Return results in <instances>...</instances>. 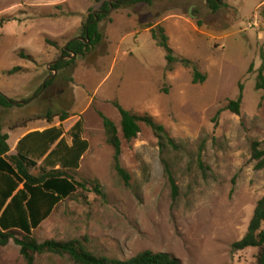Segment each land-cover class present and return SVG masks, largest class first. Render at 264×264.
Instances as JSON below:
<instances>
[{
	"label": "rangeland",
	"instance_id": "1",
	"mask_svg": "<svg viewBox=\"0 0 264 264\" xmlns=\"http://www.w3.org/2000/svg\"><path fill=\"white\" fill-rule=\"evenodd\" d=\"M216 1L217 12L208 0L123 5L100 24L103 43L58 73L52 65L82 38L101 4L0 0V92L15 102L11 109L0 107L10 155L17 136L52 126L62 125L71 144L68 131L79 119L90 145L80 169L69 172L88 189L63 201L34 231L39 243L77 239L93 254L121 261L152 251L181 264H258L260 249L235 252L232 246L246 235L264 197V170L252 159L253 144L264 147V91L256 88L264 67V0ZM256 20L258 26L249 28ZM160 28L177 59L172 71L151 32ZM194 68L204 82H194ZM241 86L237 115L227 106ZM115 103L152 117L175 146L163 148L144 123L128 143ZM63 114L70 118L61 123L56 116ZM102 116L119 130L130 180L115 170ZM97 182L103 195L94 191ZM0 264L28 263L12 240L0 246ZM34 264L75 263L43 254Z\"/></svg>",
	"mask_w": 264,
	"mask_h": 264
},
{
	"label": "trees",
	"instance_id": "2",
	"mask_svg": "<svg viewBox=\"0 0 264 264\" xmlns=\"http://www.w3.org/2000/svg\"><path fill=\"white\" fill-rule=\"evenodd\" d=\"M156 0H96L101 4L100 11L92 13L88 17L84 28L82 40L75 39L63 49V55L58 62L52 65L54 72H62L70 68L74 63L75 55L85 57L89 52L103 43L104 35L100 24L108 18L110 12L117 11L123 5L131 6L138 4L153 5ZM209 7L213 12L220 8L216 0H208ZM153 39L166 53V59L170 71L177 61L174 51L169 45V38L164 29L158 33L152 30ZM68 59V60H67ZM187 67L192 65L189 60H181ZM12 73V72H11ZM257 90L264 91V67L259 72ZM205 77L194 68V82H204ZM53 80H49L48 87ZM244 88L241 86L237 100L230 101L227 110L240 115L243 103ZM15 102L8 99L0 92V107L11 109ZM122 122L121 130L123 138L128 142L135 140L141 133V124L151 127L160 145L175 146L174 140L166 132L165 128L154 121L150 116H138L127 111L118 103H115ZM59 117L60 122L67 121L70 117L63 114ZM107 134L108 143L114 149V163L117 173L130 180V177L122 167V142L119 130L115 123L102 116ZM49 124L53 123L54 117H46ZM0 124V246L5 247L13 240L20 248L21 255L28 264H34L35 255L54 254L68 256L75 264H181L178 259L167 253H154L144 251L134 258L121 261L100 257L90 252L80 240L59 242L55 240L39 243L34 239V231L52 215L54 210L63 201L71 199L80 189L87 190L86 183L76 181L69 172L78 171L81 161L89 150V142L82 137L83 122L79 119L70 130L71 144L64 137L62 125L52 126L44 131H34L24 136L16 147V154L10 155L11 148L8 144L9 135L3 132ZM252 159L256 162V169L264 170V147L258 142L252 146ZM175 192L177 190L173 183ZM94 191L103 195L102 188L97 182ZM264 197L257 203L254 215L249 224L244 238L233 244V251H243L249 248L260 249L258 264H264ZM21 235L22 238L19 237Z\"/></svg>",
	"mask_w": 264,
	"mask_h": 264
},
{
	"label": "crops",
	"instance_id": "3",
	"mask_svg": "<svg viewBox=\"0 0 264 264\" xmlns=\"http://www.w3.org/2000/svg\"><path fill=\"white\" fill-rule=\"evenodd\" d=\"M48 129V128H47ZM46 130V129H45ZM71 130V129H70ZM70 130L68 131V132H70ZM44 131V130H43ZM34 132V131H33ZM42 132V131H41ZM65 132V131H64ZM29 133H31V132H29ZM29 133H27V134H29ZM67 133V132H66ZM66 133H65V135H64V137L66 138ZM27 134H25V135H22V136H17L16 138H15V142H14V146H15V149H16V147H17V145H18V143H19V141L24 137V136H26ZM9 135V134H8ZM10 137V136H9Z\"/></svg>",
	"mask_w": 264,
	"mask_h": 264
},
{
	"label": "built area",
	"instance_id": "4",
	"mask_svg": "<svg viewBox=\"0 0 264 264\" xmlns=\"http://www.w3.org/2000/svg\"><path fill=\"white\" fill-rule=\"evenodd\" d=\"M253 26H258V21L256 20V21H254V22H252L251 24H249V28H252Z\"/></svg>",
	"mask_w": 264,
	"mask_h": 264
},
{
	"label": "water",
	"instance_id": "5",
	"mask_svg": "<svg viewBox=\"0 0 264 264\" xmlns=\"http://www.w3.org/2000/svg\"><path fill=\"white\" fill-rule=\"evenodd\" d=\"M78 39L82 40L81 38H78ZM71 58H75V55H73ZM78 58L80 59L81 57H78Z\"/></svg>",
	"mask_w": 264,
	"mask_h": 264
}]
</instances>
